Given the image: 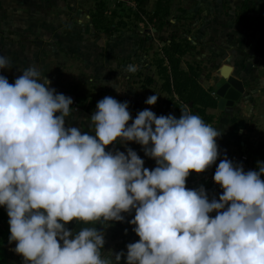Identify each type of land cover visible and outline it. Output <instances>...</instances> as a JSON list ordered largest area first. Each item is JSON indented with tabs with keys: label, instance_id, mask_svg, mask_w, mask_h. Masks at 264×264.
<instances>
[{
	"label": "clouds",
	"instance_id": "obj_1",
	"mask_svg": "<svg viewBox=\"0 0 264 264\" xmlns=\"http://www.w3.org/2000/svg\"><path fill=\"white\" fill-rule=\"evenodd\" d=\"M10 68L0 55V69ZM50 85L35 66L14 83L0 75V206L24 264H264V162L245 171L224 156L213 176L222 194L209 199L203 186L186 188V178L216 163L217 127L187 110L176 118L145 108L132 119L128 101L106 95L82 132L65 127L72 98ZM129 142L156 167L145 168ZM117 143L124 152L105 150ZM133 210L139 240L111 258L95 227H66L122 222Z\"/></svg>",
	"mask_w": 264,
	"mask_h": 264
},
{
	"label": "crops",
	"instance_id": "obj_2",
	"mask_svg": "<svg viewBox=\"0 0 264 264\" xmlns=\"http://www.w3.org/2000/svg\"><path fill=\"white\" fill-rule=\"evenodd\" d=\"M80 1L86 3V1L93 0H0V55L1 49H9L10 62L15 64L18 62L15 57L17 55H11L10 49L33 47L34 42H38L34 40L32 35L35 30L53 31L54 35L45 40V42L52 47L65 49L64 52L67 56L71 55L83 59L82 61L90 68L88 74L91 75V79L116 80L121 83L120 85L123 86L121 93L112 91L113 93H109L107 96H112L120 102L128 101V110L132 119H135L136 114L145 108H150L157 116H160L159 112H156L159 109L158 101L155 105H146L144 103L146 98L149 97L147 91L150 89L144 88L143 85L146 87L151 85V83L145 84L141 82L146 74L150 77H146L147 83L152 78V85H154L150 90L152 95L156 94V92L158 96L160 95L159 86L155 92L156 82L154 80L158 79V77L152 69L154 66L153 60L149 59V55L146 54L148 51L145 50V40L148 35L140 33L141 30L139 28L131 30L128 27H116L112 24L111 27L119 28L120 34L118 36H109L107 39L106 29H102L104 30L102 32L95 28L96 26L92 21L86 23L85 18L89 17L87 12H90V8L79 7ZM243 1L172 0L167 17L170 37L173 36L175 39L186 37L191 42L200 45H202L203 36H210L213 33H222L228 39L231 34L241 31L235 17L238 7ZM251 1H257L258 9L256 10H259L260 14L264 16V0ZM65 12H71L74 19L69 20L64 25H61L62 22L59 19V21L52 20L53 16H57V14L64 16ZM148 28H144L142 31L146 32ZM157 33L158 38H156ZM162 34L163 31L160 28L153 27L151 32L152 40L154 46L157 44L158 56L160 57L163 56V48L161 46L162 44L165 45L164 42H161ZM170 37L166 42H169ZM197 48L199 49V47ZM20 56L28 57L27 53L20 54ZM254 57L255 59L258 58L255 55ZM197 58H204L203 53L200 52ZM23 62L27 63L28 61L24 60ZM130 64L137 66L136 72L128 73L125 71L126 66ZM133 80H136L137 83L134 84ZM203 86L207 88L209 84ZM95 96L97 102L104 97L96 92ZM243 100L244 97L241 94L240 103L236 101L232 106L224 107L223 110L217 108L207 110L213 116V121L210 125L217 127L222 132V135L217 138L218 159L206 171L214 174L216 166L224 156H227L228 159L233 160L235 163L241 164L244 168L245 165L241 158L243 156L246 157V146L255 145L259 142L256 138L258 133L253 125H250L242 118H232L230 116L231 113L236 112L243 113V115L247 114L249 107L245 106ZM131 122L130 120L129 124ZM126 147L136 151L138 156L144 160L143 166L145 168L151 170L156 167L155 161L145 156L141 145L129 142ZM105 150L124 152L125 146L117 143L107 146ZM197 175L195 172L190 173L188 178H186V188L196 189L194 186L196 183H194L193 178ZM122 222L120 221V223ZM109 223L111 221L104 223V225H109ZM93 225L97 227L103 224L97 222L96 224L93 223ZM105 228L104 232H102L104 237L106 236L105 233H111V229L107 225Z\"/></svg>",
	"mask_w": 264,
	"mask_h": 264
},
{
	"label": "rangeland",
	"instance_id": "obj_3",
	"mask_svg": "<svg viewBox=\"0 0 264 264\" xmlns=\"http://www.w3.org/2000/svg\"><path fill=\"white\" fill-rule=\"evenodd\" d=\"M79 3V7L90 8V12H87L89 17L87 19L85 18L86 23H90V21L93 22L94 15L98 12L109 21L105 24L108 27L105 31L106 34H108L107 39L109 36H118L120 34L119 28L116 27H128V29L131 30L139 28L141 30L140 33L148 35L145 40V50L148 51L146 54L149 55V59L153 60L154 66L152 69L156 72V76L158 77V79L156 78L154 80L156 82L155 92L158 86L160 92L159 99H157L159 109L156 108V106L155 108L158 109L156 112H159L160 115H169L165 107L167 95L161 88L162 80L156 66V61L161 57L158 56L157 44L154 46L152 40L153 36L151 35L153 27L160 28L163 31L161 42L166 44V40L170 37V32L168 30L169 22L168 19L165 18L160 25L159 20H149L154 10L155 0H145L140 7L137 6L135 0H126L125 2L119 3H117L116 0H93L86 1V3L80 1ZM98 4L101 5L96 7ZM252 5L254 7V12L249 16L253 21L254 28L257 29L259 26L257 23L258 17L264 24V16L260 14L259 10H256L258 9L257 1H252ZM58 19L62 22L61 25H64L74 18L71 12H65L64 16L57 14V16L55 15L52 18V20L59 21ZM99 23L100 24L97 26L95 25V28L104 32V30H102L103 23ZM112 24L116 27H111ZM144 28H148V30L146 32L142 31ZM32 35L34 40L38 42L35 41L31 48L10 49L11 55H17L15 57L18 62L11 64L10 69H0V75L7 77L9 83H14V80L29 66L37 67L40 70L41 76H46L47 79L51 81L50 87L55 88L57 93H63L65 96L68 94L74 95V99L72 100L73 104L71 105L73 112L70 117L66 118L65 127H77L80 128L82 132H90L88 127L90 121L88 118H90L91 114L96 110L97 98L95 92L100 96H105L109 93H113L112 91H116L115 88L121 91L123 86L116 80L91 79V75L88 74L90 68L82 61L83 59L71 55L67 56L64 52L65 49L52 47L45 42V40H48L54 35L53 31L46 32L43 29L35 30L32 32ZM156 35V38H158V33ZM224 36L225 35H222V33H213L210 36H203L202 45L192 42L194 44H192L191 53L183 56L182 60L190 62L198 61L201 69L199 81L203 85L209 84V87L212 89V94L215 97V91L217 89L216 83L221 77H226L228 80L234 82L236 87L242 92L244 97L243 103L245 106L249 107V110L246 115L236 112L231 113L230 116L232 118H242L250 125H253L258 133L256 136L257 141H259L258 143L264 145V60L259 58L255 59L253 53V40H250L247 32H235L231 34V37L228 39ZM229 43H231V45H229ZM163 47L164 45L162 44L161 48ZM197 47H199L201 51ZM200 52L204 55L202 59L197 58ZM24 53H27L28 57L20 56V54ZM8 54L9 49H1V55L8 56ZM24 60L28 62L24 63ZM146 77L149 76L146 74L141 82L145 84L151 83L149 87L143 85L144 88L151 90L152 86H154L152 85V78L151 81L147 83ZM133 83L136 84L137 81L133 80ZM150 90L147 91L149 96L152 95ZM237 101L239 102L240 98ZM241 160L244 163L245 160L242 158ZM245 169L246 167H244V170ZM201 175L202 173H199L193 178L194 183H196L194 186L196 188L203 186L209 199L213 197L218 199L222 192L216 191L211 184L204 182ZM134 214V210L127 214L122 213L121 215L124 216L122 223H120V221H111L109 225L106 224L111 229V233H105L106 236L104 237L105 243L101 251L102 255H105V258H111V253L113 255L121 251L126 253V245L139 240V237L136 236L133 231L135 226L129 223V221L134 218ZM209 215L215 216L216 213L213 212ZM106 225L103 224L95 228L100 232H104ZM66 227L75 233L82 227H94V225H86L73 220L69 222ZM0 243H3L10 252V261L12 264H24L23 258L14 251L16 246L15 242L9 243V240L0 237ZM113 264H115L114 260ZM120 264H125L123 257L121 258Z\"/></svg>",
	"mask_w": 264,
	"mask_h": 264
},
{
	"label": "trees",
	"instance_id": "obj_4",
	"mask_svg": "<svg viewBox=\"0 0 264 264\" xmlns=\"http://www.w3.org/2000/svg\"><path fill=\"white\" fill-rule=\"evenodd\" d=\"M172 0H155L154 10L149 18L150 21L156 19L160 21L168 17ZM138 7L145 0H135ZM101 5V4H100ZM98 4L99 7L100 6ZM254 12L251 0H244L238 7L236 14V22L240 26L242 32H247L250 40H253V53L259 59L264 60V24L258 17V28H254L253 21L250 16ZM102 22L103 29H107L105 25L109 21L102 17L98 12L94 15V25ZM193 43L186 37L175 39L170 37L163 47V57L156 61V66L160 78L162 80L161 88L166 93V109L168 114L179 118L181 110H187L192 114L199 115L206 123L211 124L213 116L208 113V109L216 108L217 98L212 94L210 87L205 88L199 81L201 69L198 61H183L185 55L191 53ZM257 161L264 162V145L257 143L255 145L246 146V159L244 165L245 171L257 170ZM264 180V176H261ZM9 224L6 210L0 206V237L9 240ZM11 255L7 247L0 243V264H12Z\"/></svg>",
	"mask_w": 264,
	"mask_h": 264
},
{
	"label": "water",
	"instance_id": "obj_5",
	"mask_svg": "<svg viewBox=\"0 0 264 264\" xmlns=\"http://www.w3.org/2000/svg\"><path fill=\"white\" fill-rule=\"evenodd\" d=\"M215 95L217 98L216 108L223 110L226 106H232L241 96L242 92L236 87L234 82L226 77H221L216 83ZM68 97L74 99V95L68 94Z\"/></svg>",
	"mask_w": 264,
	"mask_h": 264
},
{
	"label": "built area",
	"instance_id": "obj_6",
	"mask_svg": "<svg viewBox=\"0 0 264 264\" xmlns=\"http://www.w3.org/2000/svg\"><path fill=\"white\" fill-rule=\"evenodd\" d=\"M125 1H126V0H116L117 3H119V2H125ZM74 103H75V102H74ZM242 159L245 160L246 157L243 156ZM213 176H214V174H213L212 172L205 171V172L202 173L201 178H202V180H203L204 182L211 184V185L214 187V189H215L216 191H221V192H222V189L220 188V186L217 185V184H215V183L213 182ZM212 217L214 218V216H212Z\"/></svg>",
	"mask_w": 264,
	"mask_h": 264
}]
</instances>
